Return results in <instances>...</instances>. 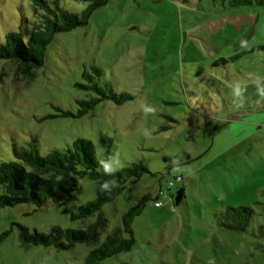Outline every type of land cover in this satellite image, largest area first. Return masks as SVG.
Here are the masks:
<instances>
[{
    "label": "rangeland",
    "instance_id": "rangeland-1",
    "mask_svg": "<svg viewBox=\"0 0 264 264\" xmlns=\"http://www.w3.org/2000/svg\"><path fill=\"white\" fill-rule=\"evenodd\" d=\"M224 1L108 0L86 25L55 33L32 75L0 60V160H15L14 147L31 143L45 155L80 137L92 142L100 172L136 163L149 171L102 206L101 240L148 196L131 222V249L99 264H264V50L212 65L218 55L264 44V6ZM60 3L72 12L86 6ZM26 19H36L32 0H0V42ZM93 84L132 98L104 99L80 117L45 118L56 107L76 113L79 100L97 96L87 88ZM78 181L76 198L63 195L59 206L0 208V233L8 231L0 264L85 262L91 245L25 247L18 227L48 232L93 222L72 215L100 187ZM240 205L253 210L250 218L241 210L247 231L221 224L232 223L228 206Z\"/></svg>",
    "mask_w": 264,
    "mask_h": 264
},
{
    "label": "trees",
    "instance_id": "trees-1",
    "mask_svg": "<svg viewBox=\"0 0 264 264\" xmlns=\"http://www.w3.org/2000/svg\"><path fill=\"white\" fill-rule=\"evenodd\" d=\"M86 3L80 12L65 9L60 0H32L35 20H22L19 31H10L0 42V60L13 63L18 71L24 75H32V70L43 64L47 44L55 33L70 31L88 23L92 13L107 4L108 0H79ZM225 6H264V0H225ZM264 44L246 46L234 53L218 55L212 61L215 67H226L233 60L242 55L263 51ZM88 89L96 91L97 96L87 100H79L81 107L72 113L56 107L55 114L45 118L57 116L80 117L97 103L104 99H112L116 103L132 98L131 95L115 94L98 84L88 85ZM15 160H0V185L4 192L0 194V208L14 206L21 203H32L41 207L48 200L56 206L76 198L79 191V179L87 177L99 185L96 197L93 200L80 204L72 215L74 219L83 220L95 216V220L83 228H61L53 225L48 232L34 230L32 233L22 225H18L20 239L23 246L43 245L53 246L56 249H70L76 243L91 245V249L83 264H99L105 258L118 255L131 249L134 236L131 228L133 218L138 215L148 196H143L136 204L129 207L122 215L121 226L115 227L100 239L101 231L106 227V219L102 215V206L112 201L127 185L136 183L148 169L141 163L131 164L120 171L100 172L95 156L93 144L85 138H76L71 146L64 149H53L41 155L35 145L13 149ZM187 156V155H186ZM107 184V188L104 185ZM264 195V189L262 190ZM66 195V201L62 196ZM184 197L183 188H179L174 195L175 203ZM233 213L232 223H221L227 228L247 231L250 225L249 218L253 210L246 206H228ZM241 210L247 212L249 218H242ZM264 229V222L258 224ZM8 235L5 230L0 233V242Z\"/></svg>",
    "mask_w": 264,
    "mask_h": 264
},
{
    "label": "built area",
    "instance_id": "built-area-1",
    "mask_svg": "<svg viewBox=\"0 0 264 264\" xmlns=\"http://www.w3.org/2000/svg\"><path fill=\"white\" fill-rule=\"evenodd\" d=\"M159 193H161V190H159ZM154 205L158 207V206L161 205V202H160V201H155V202H154Z\"/></svg>",
    "mask_w": 264,
    "mask_h": 264
},
{
    "label": "clouds",
    "instance_id": "clouds-1",
    "mask_svg": "<svg viewBox=\"0 0 264 264\" xmlns=\"http://www.w3.org/2000/svg\"><path fill=\"white\" fill-rule=\"evenodd\" d=\"M104 187L107 188V184H105Z\"/></svg>",
    "mask_w": 264,
    "mask_h": 264
}]
</instances>
